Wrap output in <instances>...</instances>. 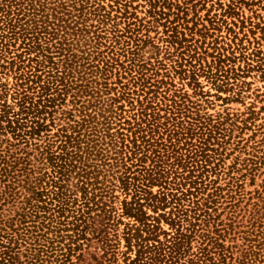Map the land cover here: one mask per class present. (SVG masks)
I'll use <instances>...</instances> for the list:
<instances>
[{"label": "trees", "instance_id": "16d2710c", "mask_svg": "<svg viewBox=\"0 0 264 264\" xmlns=\"http://www.w3.org/2000/svg\"><path fill=\"white\" fill-rule=\"evenodd\" d=\"M209 2L0 0V264H264L260 209L243 214L264 147L232 142L254 104L208 113L264 76L242 15L262 0H211L197 29Z\"/></svg>", "mask_w": 264, "mask_h": 264}, {"label": "rangeland", "instance_id": "374dc122", "mask_svg": "<svg viewBox=\"0 0 264 264\" xmlns=\"http://www.w3.org/2000/svg\"><path fill=\"white\" fill-rule=\"evenodd\" d=\"M210 1L206 8H202V5L201 4H198L196 6V8L194 10L198 11V15L200 17H197V18H200L199 20V25H197V29H202V26L203 25H206L208 28H210V24L206 21V15L207 18H212V17H215L217 15V18L218 19H221V10L217 8V6H215L214 8H211V0H208ZM215 1V0H214ZM232 1V0H223V3L224 4H229V2ZM252 1V0H250ZM259 0H255V2H258ZM196 3V2H194ZM263 5H264V0H262L261 4L259 5H253V6H246V5H243L242 7V12H243V16H244V19L247 21L246 23V28L245 30H250L251 28H254V25L255 23H261V27H264V9H263ZM211 8V10L208 12V10ZM193 10V11H194ZM255 11V12H254ZM194 13V12H193ZM143 15V14H142ZM193 16L192 14V11H190V14H189V18H191ZM236 19V18H235ZM243 19V18H242ZM253 21V25H250V22L251 20ZM204 20V21H203ZM230 20V19H229ZM194 22L197 23V19H194ZM193 22H191L190 24L192 25ZM225 28V26H224ZM255 34L252 35L250 34V38L251 40L254 39L257 37L258 39L257 40H260V43L264 46V31H261V29H253ZM223 32H221L219 34L218 31H213L211 30V33L214 34L213 37H207L206 38V48H208V44L210 45V48L209 49V53H212L214 51L213 49V46H212V43L213 41L218 37V35H226V31L224 32V30H222ZM237 31H238V28H237ZM155 33H152V35H154ZM197 37H200L197 36ZM242 37V34L240 35V38ZM204 39V37H203ZM220 39V38H219ZM244 44L248 45L247 41L244 40ZM254 46L251 45V48ZM151 50H153V47L151 45H148L146 47V51H147V54L146 56H149L150 53H151ZM251 51V49L249 50ZM215 54L217 55V51H214ZM163 54L160 55V57H162ZM211 58H209L210 60ZM237 64V63H236ZM241 65H244L243 62H241ZM237 67L239 66V64L236 65ZM241 80L245 81L248 85H244V90H245V93H244V98L241 100H232L228 103H225L223 104V102L220 100V101H217L216 102V107L213 108H209L208 109V113H212V114H215L216 112L218 111H223L224 109H229L228 111L231 113V114H242L244 112H246V108L250 107L251 104H254V110H255V119H253L252 121L248 122V126L246 128H244V130L242 131L241 129H235L234 131V135H233V139H232V142H237V141H242L241 143V146L243 145H246L247 146V151H242L240 153V160L244 159V158H248L249 155L248 153L250 151H253L254 149L253 148H257L256 151H259V149L261 147H264V145H262V139L264 138V76L261 75V73L257 70L253 71L250 75H248L247 77L245 78H242ZM201 81L203 82L204 84V89L207 91V90H210L212 92V94H216V90L212 89L210 84L207 83V80L202 77L201 78ZM190 91H191V88L189 87L188 88ZM231 93H221L220 95H222L223 97H228ZM232 96V95H231ZM213 99V98H211ZM215 100V98H214ZM247 115H243L242 118H246ZM239 125L241 127H243V125L241 123H239ZM239 153H235V154H232L229 158H227V166H230L231 164H233L234 162V159L235 157L238 155ZM261 154V153H260ZM263 186H264V165L261 167V169L259 170V172L257 173L255 179L251 180L249 177L246 179L245 181V191L248 193V197H254L253 199H251V204L246 205V202H244L242 204V207H245L244 209L246 210H243V214L244 213H247V217L249 215V212H254L258 209H260V212L258 214V217L261 218V219H264V216H263V213H264V192L263 194L261 195V197H259L258 195H255V192L256 191H260L262 192L263 191ZM154 190L156 191L157 190V187L154 188ZM257 203V207H254V204ZM242 214V215H243ZM222 218H225V214L222 215ZM247 219V218H246ZM244 220V222L246 223L247 220ZM165 228H167V226L165 225ZM249 227H240V228H237L238 231H242V230H247ZM261 228H258L256 227L255 230H256V233L255 235L258 233V231L260 230ZM264 227L261 229L263 230ZM236 231V230H235ZM247 234H244V233H241V234H236L234 235V233L229 236L226 240V243L228 245H232V246H235V251H236V256L237 255H241L242 254V251L245 250V253H248V249H247V240H249V238H254V234H251L249 233L248 235V238L247 240L245 239ZM235 237V238H234ZM259 237L263 238L264 239V230H263V233L261 235H259ZM247 241V242H245ZM264 247V244L261 246V249ZM261 249H256L251 257L254 259L256 257V254L257 252H260ZM263 254V255H262ZM261 258H264V249L263 251L261 252Z\"/></svg>", "mask_w": 264, "mask_h": 264}]
</instances>
